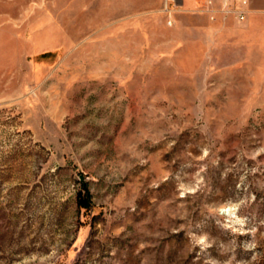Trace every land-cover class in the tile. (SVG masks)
Segmentation results:
<instances>
[{
  "label": "rangeland",
  "instance_id": "obj_1",
  "mask_svg": "<svg viewBox=\"0 0 264 264\" xmlns=\"http://www.w3.org/2000/svg\"><path fill=\"white\" fill-rule=\"evenodd\" d=\"M166 3L0 0V264H264V9Z\"/></svg>",
  "mask_w": 264,
  "mask_h": 264
},
{
  "label": "crops",
  "instance_id": "obj_2",
  "mask_svg": "<svg viewBox=\"0 0 264 264\" xmlns=\"http://www.w3.org/2000/svg\"><path fill=\"white\" fill-rule=\"evenodd\" d=\"M159 9H161L165 2H167V6L171 9L169 11L170 17L169 21H171V26L166 28L168 33V38L163 41V43L159 44V49H168L169 52L173 51V49H183L186 47V36L188 37V41H194L196 43L195 46L202 44L210 39H213L215 36V32L217 31V26L227 25V22H213L208 17L198 16L196 13L200 10V7H204L207 4L208 0H154ZM261 4L257 0H251L252 6L258 9H264V0ZM245 4V3H244ZM244 7L242 6L240 11H243ZM184 12L188 13V15L179 17L173 16V12ZM218 21V20H217ZM168 21L164 22L163 20L155 21L154 24L157 25H165L167 26ZM198 26V27H197ZM215 31V32H214ZM216 36H218L216 34ZM175 37L176 39H174ZM220 39V38H217ZM200 49H202V45H200Z\"/></svg>",
  "mask_w": 264,
  "mask_h": 264
},
{
  "label": "built area",
  "instance_id": "obj_3",
  "mask_svg": "<svg viewBox=\"0 0 264 264\" xmlns=\"http://www.w3.org/2000/svg\"><path fill=\"white\" fill-rule=\"evenodd\" d=\"M166 9H167V8H166ZM167 10H168V9H167ZM238 16H239L240 19H244V17H245V12H244V11L239 12ZM168 23L171 25V21H169Z\"/></svg>",
  "mask_w": 264,
  "mask_h": 264
},
{
  "label": "trees",
  "instance_id": "obj_4",
  "mask_svg": "<svg viewBox=\"0 0 264 264\" xmlns=\"http://www.w3.org/2000/svg\"><path fill=\"white\" fill-rule=\"evenodd\" d=\"M79 203V206H86V204L84 202H81V200L78 202Z\"/></svg>",
  "mask_w": 264,
  "mask_h": 264
}]
</instances>
